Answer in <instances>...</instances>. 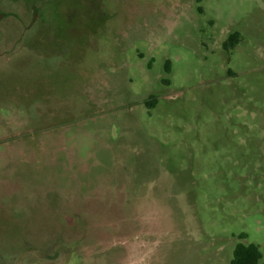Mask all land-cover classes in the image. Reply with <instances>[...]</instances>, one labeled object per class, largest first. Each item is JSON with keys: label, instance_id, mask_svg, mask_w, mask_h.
Listing matches in <instances>:
<instances>
[{"label": "rangeland", "instance_id": "374dc122", "mask_svg": "<svg viewBox=\"0 0 264 264\" xmlns=\"http://www.w3.org/2000/svg\"><path fill=\"white\" fill-rule=\"evenodd\" d=\"M239 242L264 261V0H0V264Z\"/></svg>", "mask_w": 264, "mask_h": 264}, {"label": "trees", "instance_id": "16d2710c", "mask_svg": "<svg viewBox=\"0 0 264 264\" xmlns=\"http://www.w3.org/2000/svg\"><path fill=\"white\" fill-rule=\"evenodd\" d=\"M239 40V33H232L225 41L224 46L227 49L234 48ZM156 103L157 98L155 96H150L146 101V104L149 107H153ZM239 238L245 239L246 235L241 234ZM262 257L263 256L259 245L254 243L239 242L234 248L231 264H264Z\"/></svg>", "mask_w": 264, "mask_h": 264}, {"label": "flooded vegetation", "instance_id": "af4514ba", "mask_svg": "<svg viewBox=\"0 0 264 264\" xmlns=\"http://www.w3.org/2000/svg\"><path fill=\"white\" fill-rule=\"evenodd\" d=\"M225 47V46H224Z\"/></svg>", "mask_w": 264, "mask_h": 264}]
</instances>
